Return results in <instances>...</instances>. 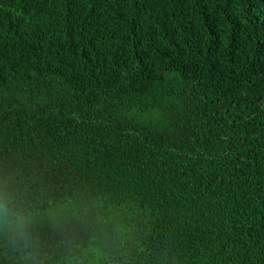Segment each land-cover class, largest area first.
Wrapping results in <instances>:
<instances>
[{"label": "trees", "instance_id": "16d2710c", "mask_svg": "<svg viewBox=\"0 0 264 264\" xmlns=\"http://www.w3.org/2000/svg\"><path fill=\"white\" fill-rule=\"evenodd\" d=\"M0 264H264V0H0Z\"/></svg>", "mask_w": 264, "mask_h": 264}]
</instances>
